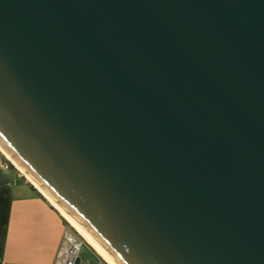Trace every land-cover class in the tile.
<instances>
[{
    "label": "water",
    "instance_id": "obj_1",
    "mask_svg": "<svg viewBox=\"0 0 264 264\" xmlns=\"http://www.w3.org/2000/svg\"><path fill=\"white\" fill-rule=\"evenodd\" d=\"M0 147L112 264H264V0H0Z\"/></svg>",
    "mask_w": 264,
    "mask_h": 264
},
{
    "label": "crops",
    "instance_id": "obj_2",
    "mask_svg": "<svg viewBox=\"0 0 264 264\" xmlns=\"http://www.w3.org/2000/svg\"><path fill=\"white\" fill-rule=\"evenodd\" d=\"M39 194L18 170L0 168V264H54L58 259L70 227Z\"/></svg>",
    "mask_w": 264,
    "mask_h": 264
},
{
    "label": "built area",
    "instance_id": "obj_3",
    "mask_svg": "<svg viewBox=\"0 0 264 264\" xmlns=\"http://www.w3.org/2000/svg\"><path fill=\"white\" fill-rule=\"evenodd\" d=\"M8 160L0 152V168L7 167ZM81 244L77 242L70 233L64 235V242L60 255L54 264H78ZM89 261L83 264H88Z\"/></svg>",
    "mask_w": 264,
    "mask_h": 264
},
{
    "label": "rangeland",
    "instance_id": "obj_4",
    "mask_svg": "<svg viewBox=\"0 0 264 264\" xmlns=\"http://www.w3.org/2000/svg\"><path fill=\"white\" fill-rule=\"evenodd\" d=\"M9 163V162H8ZM68 223V222H67ZM69 224V223H68ZM70 225V224H69ZM71 226V225H70ZM72 227V226H71ZM73 228V227H72ZM69 228V233L72 237L81 244L79 252L78 264H83L89 261L88 264H107L97 252L84 240V238L73 228ZM95 251L93 252L92 249ZM101 258V260L99 259Z\"/></svg>",
    "mask_w": 264,
    "mask_h": 264
},
{
    "label": "bare ground",
    "instance_id": "obj_5",
    "mask_svg": "<svg viewBox=\"0 0 264 264\" xmlns=\"http://www.w3.org/2000/svg\"><path fill=\"white\" fill-rule=\"evenodd\" d=\"M1 153L12 162V164L26 177L28 181H30L45 197L48 199V201L58 210V212L64 217V219L84 238V240L97 252V254L107 263V264H112L99 250L98 248L88 240L83 233L79 230L77 225H75L57 206L56 204L48 198V196L40 189V187L27 175L25 174L16 164L15 162L11 159V157L0 147Z\"/></svg>",
    "mask_w": 264,
    "mask_h": 264
},
{
    "label": "trees",
    "instance_id": "obj_6",
    "mask_svg": "<svg viewBox=\"0 0 264 264\" xmlns=\"http://www.w3.org/2000/svg\"><path fill=\"white\" fill-rule=\"evenodd\" d=\"M10 166H12L11 164H9ZM40 196H42L41 194H39ZM64 221L66 222V224L70 227V228H72L68 223H67V221L64 219ZM72 230H73V228H72ZM92 249V248H91ZM92 251L93 252H95L93 249H92Z\"/></svg>",
    "mask_w": 264,
    "mask_h": 264
},
{
    "label": "clouds",
    "instance_id": "obj_7",
    "mask_svg": "<svg viewBox=\"0 0 264 264\" xmlns=\"http://www.w3.org/2000/svg\"><path fill=\"white\" fill-rule=\"evenodd\" d=\"M9 162V161H8ZM10 164V163H9Z\"/></svg>",
    "mask_w": 264,
    "mask_h": 264
}]
</instances>
